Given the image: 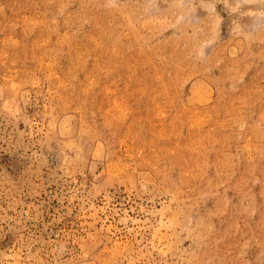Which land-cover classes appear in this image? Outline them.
I'll use <instances>...</instances> for the list:
<instances>
[{"label": "rangeland", "instance_id": "rangeland-1", "mask_svg": "<svg viewBox=\"0 0 264 264\" xmlns=\"http://www.w3.org/2000/svg\"><path fill=\"white\" fill-rule=\"evenodd\" d=\"M0 264H264V0H0Z\"/></svg>", "mask_w": 264, "mask_h": 264}]
</instances>
